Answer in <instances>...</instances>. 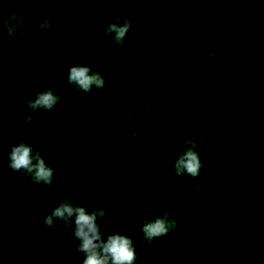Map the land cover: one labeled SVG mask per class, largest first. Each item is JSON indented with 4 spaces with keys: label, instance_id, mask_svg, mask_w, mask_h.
<instances>
[{
    "label": "trees",
    "instance_id": "obj_1",
    "mask_svg": "<svg viewBox=\"0 0 264 264\" xmlns=\"http://www.w3.org/2000/svg\"><path fill=\"white\" fill-rule=\"evenodd\" d=\"M116 15L132 25L122 45L104 36ZM2 16L14 35L0 32V264H63L77 241L43 216L64 196L104 210L135 264H264V0H13ZM77 64L106 86L68 84ZM46 88L60 103L24 125ZM19 142L57 170L53 188L7 167ZM187 149L200 175L170 176ZM165 209L178 227L149 243L142 226Z\"/></svg>",
    "mask_w": 264,
    "mask_h": 264
},
{
    "label": "clouds",
    "instance_id": "obj_2",
    "mask_svg": "<svg viewBox=\"0 0 264 264\" xmlns=\"http://www.w3.org/2000/svg\"><path fill=\"white\" fill-rule=\"evenodd\" d=\"M3 2H13V0H0V32L6 28L8 35L13 36V27L8 25V21L3 20ZM15 2L34 3L39 2V0H15ZM96 2L97 0H83L84 4ZM98 2L102 3L105 0H98ZM107 2H112V0H107ZM145 2H151V0H145ZM253 2H256V0H253ZM15 19H17L15 14L9 16V20ZM19 19L22 20L23 17H19ZM51 26L52 22L50 20H44L39 28L41 31H47ZM131 26L129 19H124L121 24L120 17L116 15L115 22L107 25L104 36L105 38L111 36L116 45H122ZM23 35L25 38L28 36L27 33ZM47 55L48 53H42L41 58L43 59ZM51 56L53 58L56 56L55 49L51 52ZM45 64L50 66L47 63ZM67 82L73 85L76 90H82L85 93L91 92L93 87L102 90L106 86V81L102 75L99 72H93L91 67L86 64H77L70 67ZM60 91L62 89L46 88L43 91L36 92L34 98H27L26 106L30 114L24 120V125L33 121L37 111L53 112L61 101V96L57 94ZM2 94V89H0V96ZM71 94L69 92V95ZM0 103H2V99H0ZM0 125H3L2 118H0ZM33 151V147L25 142L10 144L7 167L13 173L21 174L34 186L43 184L48 188H53L54 173L57 170L48 166L39 152L34 155ZM2 165V162H0V166ZM201 168L202 162L199 153L187 149L179 154L178 159L172 164L169 175L175 177L188 175L195 178L200 175ZM199 187L200 185L197 184L194 190H198ZM105 217L104 210L95 209L89 212L81 203L66 196L58 206L50 211H44L43 221L49 229H55L56 222L61 221L65 225V234L77 241L74 252L67 249L59 251L60 256L63 258V264H135L137 256L132 239L118 232L107 233L103 228V224L106 223ZM177 227L178 224L174 214L165 209L159 212L151 222H146L142 226V231L145 239L151 243L154 239L175 231ZM81 255L84 257L82 262L80 260ZM49 259H52V257L50 256ZM142 264H148V262L143 261Z\"/></svg>",
    "mask_w": 264,
    "mask_h": 264
}]
</instances>
